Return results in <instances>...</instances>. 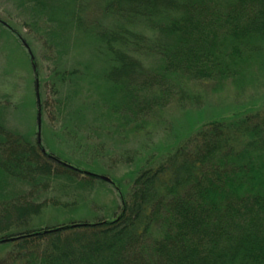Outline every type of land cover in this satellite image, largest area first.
Masks as SVG:
<instances>
[{"label": "trees", "instance_id": "obj_1", "mask_svg": "<svg viewBox=\"0 0 264 264\" xmlns=\"http://www.w3.org/2000/svg\"><path fill=\"white\" fill-rule=\"evenodd\" d=\"M12 2L53 65L54 92L94 99L96 125L143 132L175 99L197 105L194 84L264 87V0ZM9 108L0 103V246L10 248L0 264H264V106L147 155L115 220L48 232L26 229L44 205L8 194L10 182L81 171L47 154L41 112L39 142L8 125Z\"/></svg>", "mask_w": 264, "mask_h": 264}, {"label": "rangeland", "instance_id": "obj_2", "mask_svg": "<svg viewBox=\"0 0 264 264\" xmlns=\"http://www.w3.org/2000/svg\"><path fill=\"white\" fill-rule=\"evenodd\" d=\"M23 22L12 0H0V103L10 105L7 123L30 135L32 141L38 140L41 133L47 154L81 171L74 180L59 176L47 186L42 182L14 187V182H10L8 194L21 193L22 199L44 205L38 216L30 220L28 230L48 232L72 223L115 220L122 209L121 196L127 194L132 175L147 155L166 151L179 138L210 121L229 119L264 106L262 83L239 93L231 83L220 89L194 84L190 93L201 96L197 105L190 104L186 97L181 101L175 99L164 113L149 119L151 127L143 132L126 135L115 122L96 125L90 111L94 99H68L65 86L54 92L48 82L53 65L45 59L42 43ZM33 58L36 69L32 67ZM37 89L40 99L36 97ZM77 113L82 117L78 118ZM85 180L87 185H80ZM47 241L50 239L41 242L43 248ZM9 250L6 245L0 246V260L8 256Z\"/></svg>", "mask_w": 264, "mask_h": 264}, {"label": "water", "instance_id": "obj_3", "mask_svg": "<svg viewBox=\"0 0 264 264\" xmlns=\"http://www.w3.org/2000/svg\"><path fill=\"white\" fill-rule=\"evenodd\" d=\"M39 123H40V121H39ZM39 142H41L40 141V134H39ZM100 178L105 180V181H107V182H111V180L109 178H107V177L101 176Z\"/></svg>", "mask_w": 264, "mask_h": 264}]
</instances>
